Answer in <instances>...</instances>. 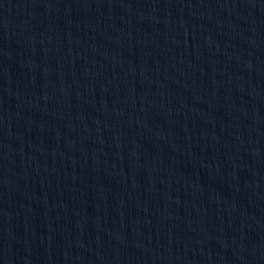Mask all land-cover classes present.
<instances>
[{
    "label": "water",
    "instance_id": "water-1",
    "mask_svg": "<svg viewBox=\"0 0 264 264\" xmlns=\"http://www.w3.org/2000/svg\"><path fill=\"white\" fill-rule=\"evenodd\" d=\"M0 264H264V0H0Z\"/></svg>",
    "mask_w": 264,
    "mask_h": 264
}]
</instances>
